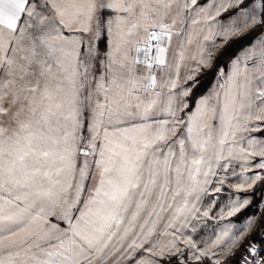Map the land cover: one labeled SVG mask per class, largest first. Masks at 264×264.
Here are the masks:
<instances>
[{
	"label": "snow or ice",
	"instance_id": "6c2138e0",
	"mask_svg": "<svg viewBox=\"0 0 264 264\" xmlns=\"http://www.w3.org/2000/svg\"><path fill=\"white\" fill-rule=\"evenodd\" d=\"M0 264H264V0H0Z\"/></svg>",
	"mask_w": 264,
	"mask_h": 264
}]
</instances>
